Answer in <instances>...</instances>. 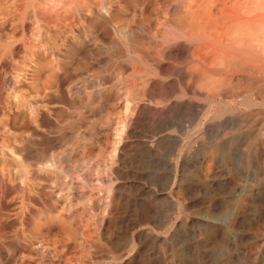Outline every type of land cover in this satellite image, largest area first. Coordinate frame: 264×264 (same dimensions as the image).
Returning <instances> with one entry per match:
<instances>
[{"label": "bare ground", "instance_id": "bare-ground-1", "mask_svg": "<svg viewBox=\"0 0 264 264\" xmlns=\"http://www.w3.org/2000/svg\"><path fill=\"white\" fill-rule=\"evenodd\" d=\"M7 5L9 39L20 34L19 44L26 51L11 82L36 93L33 97L19 94L15 101L12 98L13 107L7 104L9 109L0 119V129L17 145L24 144L20 153L15 151L20 158L13 156L15 152H0V197L4 186L12 191L19 185L14 199H18L15 216L20 222L27 216L34 224L61 218V210L45 207L47 200L43 199L53 194V202L61 201L67 195L66 187L43 195V183L51 184L45 176L54 172L57 160L66 163L65 172L69 173L71 167L80 171L96 149L109 151L112 157L117 148L109 141L114 124L119 125L118 132L124 127L126 131L120 134L122 142L111 178L103 180L96 168L91 172L92 188L97 192L90 196L93 206L88 208L94 213L101 207L98 191L102 189L107 191V215L132 206L143 210L157 200L168 204L170 159L184 156L188 130L215 129L221 124L218 118L238 105L252 109L264 103V0H8ZM75 31L85 38H79ZM43 33L59 35L57 41L66 47V60L58 59L56 51L41 41ZM27 35L33 45L30 48L25 46ZM77 55L82 61L71 63ZM89 70H95L97 77L88 75ZM110 71H115V79L108 85L104 78ZM74 72L77 83H72ZM252 86L257 88V97L247 101ZM14 90L11 87L10 94ZM122 95L123 105L118 106L115 100ZM51 102L55 105L50 107ZM232 121L225 119L222 124ZM81 123H85L84 133L77 131ZM169 142L173 148H167ZM38 150L48 155L43 157ZM144 156L150 163L146 175L140 166ZM157 219L164 220L141 216L122 236L133 239L146 235L148 231L137 226ZM226 262L227 257L221 255L216 263Z\"/></svg>", "mask_w": 264, "mask_h": 264}, {"label": "rangeland", "instance_id": "rangeland-1", "mask_svg": "<svg viewBox=\"0 0 264 264\" xmlns=\"http://www.w3.org/2000/svg\"><path fill=\"white\" fill-rule=\"evenodd\" d=\"M7 3L8 0H0V50H2L0 51V109H2L0 119L3 118L4 112L13 107L12 98V101H15L20 97L19 94H28L29 96L26 97L36 95L34 91L21 87L18 83L12 84L13 76L21 68L18 61H24L26 51L23 50L22 43L19 44L22 42L20 34H18L19 37L16 35V38L9 39L10 32L6 27L9 10ZM75 33L79 38H85L83 34L77 31ZM43 34L41 41L47 42L46 44L51 46L54 52L56 51L58 59L66 60V47L60 45L59 39L57 43L59 35L57 33ZM56 35L58 37H55ZM26 37L28 42L25 46L30 48L33 46L32 42L28 39V35ZM12 54L15 56L11 57ZM81 61L82 56L77 55L72 58L71 63L79 64ZM67 68L69 71L70 67ZM114 72L105 73L104 79L108 85L115 79ZM88 73L95 77L98 75L95 70H89ZM77 82L78 78L74 72L72 83ZM236 84L235 87H237ZM243 84L244 82L239 83V87ZM13 86L16 92L10 94L9 89ZM235 90L238 91L236 88ZM249 94L246 96L248 99L245 97L247 101L256 99L257 88L252 86ZM122 96L115 100L116 104L119 103L118 106L123 105L124 96ZM7 104L9 108L6 107ZM52 104L55 105L51 102L49 106L51 107ZM243 106L238 105L236 109L238 107L240 109L238 108L237 111L235 109L228 114L225 113L226 115L222 114L217 120L218 123L221 122L218 129L198 127L188 130L187 141L182 148L184 156L173 155L170 159L172 169L170 175H172L169 177L171 192L168 204L157 200L147 205L149 207L144 208L145 211L132 206L126 211L119 209L107 215L105 207L107 191L102 189L98 191L103 201L100 203L101 207L94 210V213L89 209L93 206L90 196L97 192L92 188L91 172L96 168L100 171L98 172L103 180H107L111 178L110 174L115 166L113 162L122 142L120 134L123 135L126 131L124 127L125 130L118 132L117 124H114L110 130V145L117 147L112 153L113 159L109 151L103 152L96 149L97 153L94 152L95 154L86 165H82L80 171L71 167L72 171L65 172L66 163L57 160V168L45 176L51 184L46 181L43 183V195L66 187L67 195H63L61 201L53 202L54 200L51 199L53 194L46 196L48 199L45 196L43 199V202L51 199V202L44 203L45 207L54 206L61 210V218L56 219L58 222L53 220L34 224L28 216L23 222L17 220L18 199L14 197L19 185L11 191V188L4 184L6 185L4 189L7 190L3 189L0 197V200L2 199L0 201V264H217L221 255L227 257L226 264H231L232 260L234 264H264V103L252 109ZM103 109L102 114H106L107 106ZM92 117L97 118L95 112ZM230 118L235 121L228 125L222 124L225 119ZM83 126L85 127V123L79 124L77 131L84 133ZM0 139L4 140H0V152L3 149L4 153L10 155L16 153L13 156L20 158L19 153L24 144L14 143V138L12 139V136L4 129H0ZM4 145L10 148L11 152H8ZM166 146L168 149L173 148L172 142ZM45 152L40 153L38 150L37 154L46 157L48 154ZM75 157H73L74 160ZM18 164L16 167L20 168ZM140 166L143 167V173L148 174L150 163L145 156L141 157ZM13 168H11L12 171L15 169ZM49 185L55 188L48 187ZM63 192L65 191H61L60 194H64ZM46 203H49V206ZM147 215L162 217L164 220L157 219L137 226V228H145L149 235L147 233L133 239L122 236L131 226L130 224H134L133 222L141 216ZM204 217L208 219L205 220ZM84 231L89 232L90 235H86ZM238 255L241 256L236 259Z\"/></svg>", "mask_w": 264, "mask_h": 264}]
</instances>
